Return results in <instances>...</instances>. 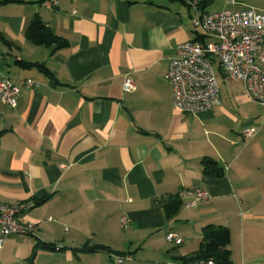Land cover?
I'll return each mask as SVG.
<instances>
[{
    "label": "crops",
    "instance_id": "obj_1",
    "mask_svg": "<svg viewBox=\"0 0 264 264\" xmlns=\"http://www.w3.org/2000/svg\"><path fill=\"white\" fill-rule=\"evenodd\" d=\"M244 7L264 11V0H206L198 10ZM193 13L169 0L0 4V32L13 43L0 42V78L21 87L14 107L0 99V203L25 204L19 219L36 225L5 238L0 264H115L114 254L131 255L122 264H175L199 255L208 224L229 229L233 264H264V107L225 77L213 110L172 106L166 75L176 45L199 37ZM36 15L64 47L25 37ZM246 128L255 135L244 138ZM207 157L221 177L203 173ZM197 187L208 197L185 207L181 192ZM175 197L182 206L167 218Z\"/></svg>",
    "mask_w": 264,
    "mask_h": 264
},
{
    "label": "built area",
    "instance_id": "obj_2",
    "mask_svg": "<svg viewBox=\"0 0 264 264\" xmlns=\"http://www.w3.org/2000/svg\"><path fill=\"white\" fill-rule=\"evenodd\" d=\"M60 0H44L45 8H56ZM234 4L236 0H227ZM194 13L191 18L200 40L185 41L176 45L167 71L171 87L172 106L175 110L189 114L211 111L220 104L219 80L221 77L240 83L251 101L264 107V11L251 7L240 9L224 8L217 11H199L196 3L191 4ZM218 70V73H217ZM35 83L25 81V86ZM124 91L135 86L129 77L122 82ZM21 87L9 78H0V99L14 107ZM244 138L255 135V130L246 128ZM188 197L184 206L192 208L208 197L202 188L183 190ZM25 204L0 203V248L10 235H34L36 225L22 222L19 214ZM127 218H121L124 226ZM166 240L176 245L183 239L175 233L165 235ZM115 264L131 260L129 254L112 255ZM194 264H214L202 260Z\"/></svg>",
    "mask_w": 264,
    "mask_h": 264
},
{
    "label": "trees",
    "instance_id": "obj_3",
    "mask_svg": "<svg viewBox=\"0 0 264 264\" xmlns=\"http://www.w3.org/2000/svg\"><path fill=\"white\" fill-rule=\"evenodd\" d=\"M21 0H0V4H7L11 2H18ZM44 0H38L42 4ZM169 1H181L188 3L191 6L193 2L196 3L197 8L202 7L206 0H169ZM25 37L35 45H55L56 49L62 48L66 45V39L51 32V30L44 24L39 16H35L25 29ZM198 37L195 40H200ZM0 42L5 44L9 48H13V43L7 40L0 32ZM17 64L22 68H37L43 72L49 73V69L41 62H29L25 60H17ZM202 171L205 175L221 177L223 175V168L212 158H204L202 160ZM182 206V201L175 197L166 203H164V209L167 218L174 217L179 208ZM230 241L229 229L225 226H214L208 224L202 229V238L200 245V253L190 258H176L175 264H194L202 260H213L214 264H233L231 260L230 250L228 249ZM39 246L45 249H55V246L51 244L40 243ZM104 249V248H102ZM109 253H111L109 251ZM122 255V254H118Z\"/></svg>",
    "mask_w": 264,
    "mask_h": 264
},
{
    "label": "rangeland",
    "instance_id": "obj_4",
    "mask_svg": "<svg viewBox=\"0 0 264 264\" xmlns=\"http://www.w3.org/2000/svg\"><path fill=\"white\" fill-rule=\"evenodd\" d=\"M0 25H1V22H0ZM217 73H218V70H217ZM225 82L226 81H220V88H221V90L225 87Z\"/></svg>",
    "mask_w": 264,
    "mask_h": 264
}]
</instances>
